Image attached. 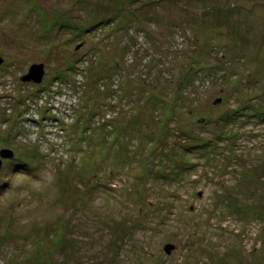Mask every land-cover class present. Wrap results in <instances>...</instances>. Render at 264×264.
I'll return each mask as SVG.
<instances>
[{
    "label": "rangeland",
    "instance_id": "obj_1",
    "mask_svg": "<svg viewBox=\"0 0 264 264\" xmlns=\"http://www.w3.org/2000/svg\"><path fill=\"white\" fill-rule=\"evenodd\" d=\"M0 58V264H264V0H0Z\"/></svg>",
    "mask_w": 264,
    "mask_h": 264
},
{
    "label": "water",
    "instance_id": "obj_2",
    "mask_svg": "<svg viewBox=\"0 0 264 264\" xmlns=\"http://www.w3.org/2000/svg\"><path fill=\"white\" fill-rule=\"evenodd\" d=\"M3 64V60L0 58V66ZM44 66H38V65H33L30 70L29 73L26 77H24L22 80L23 82H33L35 84H39L42 81L43 75H44ZM14 153L11 151H2L1 152V158L0 159V170L2 168V164H3V160L4 159H9V158H13ZM175 249L174 246L172 245H167L165 247V252L167 254H170V251L172 252Z\"/></svg>",
    "mask_w": 264,
    "mask_h": 264
}]
</instances>
